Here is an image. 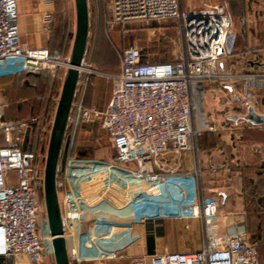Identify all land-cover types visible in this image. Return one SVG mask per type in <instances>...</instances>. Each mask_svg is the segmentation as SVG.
<instances>
[{
	"label": "built area",
	"instance_id": "obj_1",
	"mask_svg": "<svg viewBox=\"0 0 264 264\" xmlns=\"http://www.w3.org/2000/svg\"><path fill=\"white\" fill-rule=\"evenodd\" d=\"M106 7L109 28L173 23L182 49L176 59L156 62H149L137 46L122 49L119 72L106 76L111 92L102 109L83 106L90 76L102 75L84 56L55 180L69 264H261L243 224H236L233 232L218 231L219 201L204 195L200 169L182 171L162 162L169 153L191 150L192 141L202 134L192 124L197 85L240 82L237 107L255 111V92L264 89V73L232 75L220 63L227 55L231 27L226 6L218 1L186 10L180 0H107ZM67 67L68 57L57 52L22 48L16 0H0V78L24 72L62 85ZM58 98L42 115L18 121L4 120L0 107V258L22 256L29 264H54L39 194ZM95 121L113 155L72 156L79 126ZM149 203L168 208L171 227L79 218L103 213L125 219L143 207L142 215L151 218L155 209ZM174 239L181 244L173 245Z\"/></svg>",
	"mask_w": 264,
	"mask_h": 264
},
{
	"label": "crops",
	"instance_id": "obj_2",
	"mask_svg": "<svg viewBox=\"0 0 264 264\" xmlns=\"http://www.w3.org/2000/svg\"><path fill=\"white\" fill-rule=\"evenodd\" d=\"M209 1L180 0V3L182 8L188 10L197 3H200L198 7ZM225 1L228 3L227 10L231 18L230 33L235 37L231 53L223 58L225 65H229L231 70L234 69L235 74L264 73V0ZM67 3L68 0H16L19 41L22 48L48 49L62 57H69L75 30V10L68 12ZM88 9L90 33L89 1ZM86 58L87 49L85 60ZM39 77L38 74L26 73L0 78V104H3L1 112L4 120L18 121L37 115L28 112L31 108L41 111L42 104H37L34 99ZM28 78L31 79L26 85L19 84L18 87V82H14ZM14 83L17 86H14ZM102 84L99 79L90 78L91 88L84 96V108L102 109L105 106L110 97L111 85L110 91H104ZM220 86L225 88V85ZM227 88L229 98L224 97L220 105L216 102V108H227V112L219 116L216 124L207 125L203 120L202 125L205 124L206 128L196 139L195 150L177 155L169 153L163 160L166 166L172 169H200L198 182L204 195H213L219 201L218 231L233 232L236 224H243L245 238L257 246L259 261L264 264V124L252 125L243 120L248 109L237 107L243 90L242 83L237 82ZM255 94V112L264 117V89L257 90ZM32 98L33 104L30 102ZM218 98L216 95L217 100ZM74 101L77 100L73 99ZM8 110L9 113L5 116L4 113ZM19 111L22 117L13 116ZM210 119L213 120V117ZM28 143L25 139V146L28 147Z\"/></svg>",
	"mask_w": 264,
	"mask_h": 264
},
{
	"label": "rangeland",
	"instance_id": "obj_3",
	"mask_svg": "<svg viewBox=\"0 0 264 264\" xmlns=\"http://www.w3.org/2000/svg\"><path fill=\"white\" fill-rule=\"evenodd\" d=\"M88 1L90 7L91 25L87 43L86 64L94 68L99 73H102V75H92L90 78L95 77L99 79V81L103 83L102 89L104 91H110L111 85L106 76L117 74L119 69V53L122 49L128 46H137L142 51L147 60L152 62L174 60L178 57L182 48V39L180 32L173 23H133L127 26L125 29H122L121 27L109 28L106 25L108 19L106 7L107 0ZM218 1L219 0H210L209 3H217ZM198 4L200 3H197V5ZM223 4L228 9L227 1L223 0ZM197 5L195 7H197ZM66 9L71 13L74 11L73 0H68ZM228 46L229 45L226 39L225 51L227 54H230L232 46ZM220 63L222 67H228L226 72H229L232 75H240L235 74V70H231L229 65H225L223 58L220 60ZM22 74L26 73L11 72V74L3 77H16ZM39 78L40 79L37 81L38 89H36L34 92V99L36 100L37 104L44 103L53 107L57 97H59L61 85L59 82L52 81L46 76L40 75ZM30 79L31 78L25 80L17 79L18 81L14 80V82H18L19 87V84H28ZM220 85L221 83L215 81L205 82L197 85V89L194 91V111L192 115V124L201 133L206 128V126H204L205 124L202 125L203 120L205 123L207 122V125L209 123L216 124V120L219 118V116H223L224 113L227 112V108L224 110H219V108H216V102H219L218 105H220V102L224 100V97L229 98V93L227 91V87L229 85L225 83V88H222ZM14 86L17 85L14 83ZM88 90L86 89L85 93H88ZM216 95L219 97L218 100L216 99ZM220 96L222 98H220ZM32 100L33 98L30 99L31 104H33ZM0 107L3 109V104H0ZM28 112L31 114L40 113L39 109L33 108H31V110ZM8 113L9 110L8 112L5 111L4 115L6 116ZM13 116L22 117L20 111L17 114L15 113ZM211 117H213V120L210 119ZM212 121L216 122L214 123ZM208 127H210V125ZM198 138L199 137L196 139ZM196 139L192 141V149L185 152H191L195 150L197 144L195 142ZM75 142L77 143L79 150H82L84 153H86L87 159H106L113 155L109 139L105 131L101 128L100 123L97 121L82 123L78 128ZM163 159L162 162H164ZM39 196L43 205L42 190ZM171 243L173 245L181 244V242H179V240L177 241V239H174ZM0 264L29 263L24 257L18 256L13 259L4 257L0 258Z\"/></svg>",
	"mask_w": 264,
	"mask_h": 264
},
{
	"label": "water",
	"instance_id": "obj_4",
	"mask_svg": "<svg viewBox=\"0 0 264 264\" xmlns=\"http://www.w3.org/2000/svg\"><path fill=\"white\" fill-rule=\"evenodd\" d=\"M73 2L75 10V30L68 57V67L64 73L53 123L50 130L43 170L42 196L48 232L53 249L54 264H69L66 243L62 237V226L55 180L62 140L79 77L78 70L81 67L85 56L89 36L88 0H73ZM234 38V35L231 33L228 35V47L233 45ZM247 109L248 113L243 118L245 122L252 125L264 124L263 116L258 115L250 106L247 107ZM149 206L155 209V216L151 218L142 215L144 207L143 209L135 211L132 215L125 219L103 213H97L89 216L81 215L79 218L81 220L89 221H107L115 225L141 224L146 227L158 226L163 228H169L172 226V218L165 205L160 203L159 207H154L153 203H149ZM162 209L166 210V214L162 213Z\"/></svg>",
	"mask_w": 264,
	"mask_h": 264
},
{
	"label": "trees",
	"instance_id": "obj_5",
	"mask_svg": "<svg viewBox=\"0 0 264 264\" xmlns=\"http://www.w3.org/2000/svg\"><path fill=\"white\" fill-rule=\"evenodd\" d=\"M90 85L88 84L87 86V90L89 89ZM89 91V90H88ZM86 94V93H85ZM75 100V98H74ZM42 104V108H41V111L40 113H37V115H42L44 112H45V109H46V104L44 103H41ZM33 116V115H31ZM30 117V116H29ZM77 142V141H76ZM75 142L74 144V148H73V151H72V156H75V157H81V158H86V153H84L82 150H79V148L77 147V143Z\"/></svg>",
	"mask_w": 264,
	"mask_h": 264
}]
</instances>
